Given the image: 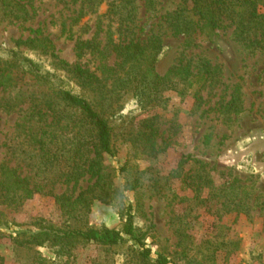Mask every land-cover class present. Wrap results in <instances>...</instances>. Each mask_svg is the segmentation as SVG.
<instances>
[{
  "label": "rangeland",
  "instance_id": "1",
  "mask_svg": "<svg viewBox=\"0 0 264 264\" xmlns=\"http://www.w3.org/2000/svg\"><path fill=\"white\" fill-rule=\"evenodd\" d=\"M18 1L20 11L9 13L10 0H0V69L11 76L0 84V164L36 182L41 193L0 204V221L8 223L0 224V264H154V253L171 264H264V48L242 46L226 12L217 29H206L191 0H132L124 24L110 13L117 0L95 6H82V0ZM177 13L193 24L188 36L173 35L168 25ZM151 36L162 42L155 63L160 76L186 62L196 71L214 72L206 82L171 75L175 87L163 90L155 103L140 104L122 84L113 47ZM78 42L87 44L80 55ZM10 51L88 98L112 129L114 156L101 160L105 199L75 219L54 196L73 201L93 180L44 187L43 167H37L44 160L33 157L39 145L22 124L44 112L50 94L34 75L9 63ZM76 67L98 87H88L74 74ZM35 104L41 105L32 110ZM129 209L134 227L145 234L149 260L127 239L111 247L39 245L17 235L47 225L119 230Z\"/></svg>",
  "mask_w": 264,
  "mask_h": 264
},
{
  "label": "trees",
  "instance_id": "2",
  "mask_svg": "<svg viewBox=\"0 0 264 264\" xmlns=\"http://www.w3.org/2000/svg\"><path fill=\"white\" fill-rule=\"evenodd\" d=\"M132 2L117 0L110 3V13L121 16L120 24H124L125 19L133 12ZM100 3L101 0H82L81 5L95 6ZM191 4L198 22L206 29L210 31L217 29L221 17L226 12V15H231V21L235 25L234 35L242 46L250 50L264 48V0H191ZM236 6L240 9L238 13L233 10ZM19 8L22 7L18 0H10L6 6V9H10L9 13L20 11ZM260 9H263L262 13L259 12ZM168 25L173 35L188 36L193 24L188 17L177 13L169 17ZM86 46L85 42L77 43L79 55ZM113 48L121 59L122 84L133 92V96L140 104L155 103L163 90L175 87L169 78L171 75H179L185 79L196 77L206 82L214 72L208 68L196 71L189 62H186L183 65L180 63L168 74L160 76L155 72L157 56L162 50V42L158 36L123 41ZM8 56L11 65L34 75L44 83L50 94L44 96V112L38 110L36 112L38 117L35 119L32 117L27 123L22 124L27 128L26 136L29 140L39 145L40 149L33 157L35 160H44L37 164L38 169L43 167L41 173L44 174V187L59 180L73 185H77L84 177L93 180V183L79 192L73 201H69V196H54L60 203L59 206L65 207L67 214L74 213L71 218L75 219L80 212L87 210L92 202H103L105 199L103 196L105 174L101 160L103 155L114 156L112 129L88 98L67 90L57 78L59 84L52 82L51 78H55V75L48 72L43 74L38 64L21 53L10 51ZM73 72L78 77L86 79L88 87L92 89L98 87L93 81L94 78L83 69L76 67ZM10 77L9 72L0 69V84L10 83ZM40 105L35 104L31 108L34 110ZM229 105L232 106V101ZM72 112L75 115L73 120L71 119L73 115L70 114ZM149 147L153 149L152 144ZM35 187L36 182L32 184L28 178L21 177L15 169L7 164H0V204L19 203L36 193H41V188ZM48 193L51 194V191ZM0 224L8 226L7 222L0 221ZM11 226L16 227L13 224ZM17 235L26 237L28 243L39 245L79 242L111 247L123 244L127 239L140 248V256L144 260H149L151 256V250L145 248V234L132 223L130 209L119 230L106 227L79 229L70 224L63 227L47 225L39 226L34 232H19ZM154 255L156 256L154 264H171L170 260L161 254Z\"/></svg>",
  "mask_w": 264,
  "mask_h": 264
}]
</instances>
